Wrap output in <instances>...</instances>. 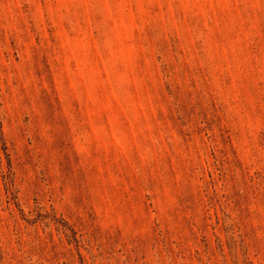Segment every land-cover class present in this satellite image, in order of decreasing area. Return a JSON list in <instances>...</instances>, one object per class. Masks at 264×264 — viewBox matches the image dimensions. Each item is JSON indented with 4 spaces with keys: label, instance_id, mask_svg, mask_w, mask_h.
Listing matches in <instances>:
<instances>
[{
    "label": "rangeland",
    "instance_id": "rangeland-1",
    "mask_svg": "<svg viewBox=\"0 0 264 264\" xmlns=\"http://www.w3.org/2000/svg\"><path fill=\"white\" fill-rule=\"evenodd\" d=\"M0 264H264V0H0Z\"/></svg>",
    "mask_w": 264,
    "mask_h": 264
}]
</instances>
